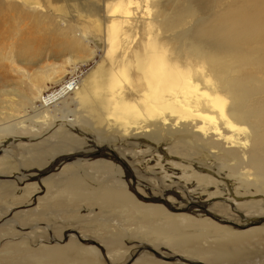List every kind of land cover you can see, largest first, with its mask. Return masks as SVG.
<instances>
[{"label": "rangeland", "instance_id": "obj_1", "mask_svg": "<svg viewBox=\"0 0 264 264\" xmlns=\"http://www.w3.org/2000/svg\"><path fill=\"white\" fill-rule=\"evenodd\" d=\"M191 1L199 11L213 13L211 7L215 0H0V47L6 46L8 39L11 42V36H14L13 41L16 40L15 35L20 31L23 33L18 39L23 35L28 39L36 38V35L41 37L36 30L39 18L44 22L64 23L69 29L65 35H60L58 41L74 37L77 46L64 50L58 44L51 48L50 51L57 53L59 58L51 57L50 62L64 63L67 57L70 58V62L66 61L54 76L63 77V82L76 78L83 83V79L95 73L98 77L107 78L111 88L116 86L122 96L134 100L138 96L128 89L138 88L133 86V77L130 78L131 83L121 82V75L116 69L119 62H112L118 58L112 56L114 48L158 45L162 38H159V32H155L154 23L149 18L153 17L156 26H159L161 20ZM239 1L217 0L222 9L218 16L227 19L230 16L228 7ZM161 35L163 37L164 33ZM8 47L9 44L6 49ZM65 54H68L67 57ZM260 55L264 56V49ZM27 66L32 71L33 66ZM107 71L114 72V76ZM198 71L205 87L209 86L213 92L220 91L222 107L232 100L229 91L222 93L215 78L211 87L207 84L211 79L207 71L204 74L202 69ZM246 72L249 73L248 68L243 71ZM14 77L13 80L16 79ZM261 77L257 82L249 78L245 87H261L263 91L264 75ZM13 80L3 78L0 89H11ZM82 83L77 91H73L79 98L78 103L68 98L58 105H54L53 100L66 93H52L59 83L46 79L40 73H33L24 80V84H19L26 101L20 107L15 105L17 107L12 106L11 109L0 91V180L12 182L15 191L14 197L0 191V264H264V223L238 228L227 222L245 226L264 218V211L247 214L241 207L254 200L255 204L262 203L264 206V196L238 195L233 188L236 185L225 177V171L220 169L221 173H218V167L210 165L214 160L203 158L200 147L205 143L227 150L230 144L226 146L214 133L209 135V140H199L198 144L195 141H172L166 132H159L157 138H150V129L120 133L114 126V119L107 116L108 112L102 109V113L94 108L97 99L93 95L96 93L91 94ZM38 86L44 90L43 98L36 94ZM15 99V103L19 101ZM244 100L249 103L248 110L245 111L242 105L236 119L225 110L227 122L234 129L224 130L226 135L236 132V142L245 147L249 158L246 166L263 180L264 92ZM256 101L258 104L254 103ZM136 106L135 103L129 109L133 110ZM84 119L95 120L98 124L85 123ZM7 126H23L33 131L22 130L23 136L8 134ZM63 137H71L77 143L70 141V148L48 156L46 162L39 165H24L26 146L47 138L57 140ZM228 155L230 158L238 156ZM96 162H104L103 171L92 167ZM233 162L231 160L230 163ZM66 165L74 172L66 173ZM192 170L212 176L219 189L216 184L204 188L188 178ZM75 176L79 178L75 181L85 183L84 190L91 193L102 183L116 188L120 184L130 195L129 200L125 197L124 201L132 202L127 214L116 210V204L120 203L118 200L78 202ZM48 177L61 187L64 196L59 193L53 196V192V197L49 196L44 182ZM70 184L71 187L66 188ZM37 187H40L38 191ZM214 191L222 194L209 197V193ZM194 199L207 201L209 205L198 206ZM165 200H170L174 206L168 207ZM213 203L226 206L227 214L221 216L211 210ZM156 204L162 205L174 216H190L193 219L191 227L182 226L175 220H157L159 213L149 210ZM71 211L74 212L69 214ZM127 215L138 216L139 220ZM118 224L121 229L117 230L120 234L117 243L109 240L102 243L98 239L96 234L107 235ZM140 226H147L150 233L140 235ZM155 226L158 228L154 230ZM151 232L159 237L166 236L167 242L158 239L154 243L155 237Z\"/></svg>", "mask_w": 264, "mask_h": 264}, {"label": "bare ground", "instance_id": "obj_2", "mask_svg": "<svg viewBox=\"0 0 264 264\" xmlns=\"http://www.w3.org/2000/svg\"><path fill=\"white\" fill-rule=\"evenodd\" d=\"M191 2L183 4V6L170 14L173 15L172 17L169 15L167 18L161 20L159 26H156L153 17L149 18V21L151 20L154 23L153 27L155 32H159V38H162V41L158 45L150 43V46L143 44L141 46L114 48L112 56L114 55L118 58L117 60L113 59L112 62H119L116 64V69L119 75H121V82L131 83L130 78L133 77V86L138 89L131 88L128 90L137 95V99L130 100L125 98L126 96H122L123 93L121 94L120 90L116 89V86H112L111 88V82L106 80L107 78L98 77L95 73H91V75L83 79L84 86L91 94L96 93L93 95L97 99L96 107L94 108L102 113H104L103 110L108 112L107 116L114 119V126L120 133L127 134L134 130L138 132L143 130L145 132L150 129L151 132L149 131V135L152 134L150 138L151 136L157 138L159 132L161 134L166 132L172 141H186L190 143L191 141L197 143L199 140L207 141L211 133L216 134L218 136L217 138L221 139L226 146L230 144V147H233H229L227 150L223 147L221 150L211 145L208 146L205 143H199L203 151V158L210 157L213 159L214 161L210 165L212 167H218V173H221L220 169L225 171V177L229 178L233 185H236L233 188L235 192L237 191L238 195L260 194L264 196V175H262L263 180H260L256 177V172L251 167L246 166L249 158L245 154V147H242L241 144L236 142V132L233 131L232 134L226 135L224 130L226 128L234 129L233 125L227 122L224 113L225 110L228 114L234 115V119H236L242 105L245 111L248 110L246 107L249 103L244 99L264 92V90L261 91V87H257V89L248 86L245 87V83L249 78L257 82L264 75V56L260 55V51L264 49V0H240L235 5L228 7L227 11L230 16L227 19H221L218 16L222 9L217 0H215V4L211 7L213 13L199 11L196 4L193 1ZM64 25V23H59L58 21L56 23L54 21L44 22V20L39 18L37 20L36 30L41 37L37 38L36 35V38L31 37L28 39L26 35L25 37L23 35L21 39H18L17 37L23 33L20 31L15 35L16 40L13 41L14 36H11V42L8 39L6 40V42L8 41L7 45L0 47V81L3 78L11 81L14 76L16 78L13 80L14 85L11 89H0L1 95L5 96L7 105L11 109L12 106L17 105L20 107V104L26 102L23 99L24 94H22L24 90H20L18 86H20L19 84H24V80L27 77H31L33 73H40L46 79H51L56 84L59 83V87L53 90L52 93H57V91L66 93L64 96L55 98L53 100L54 105H58V103L64 102L68 98H71L74 102H77V99H79L74 95L76 92L73 91L79 89V85L82 83L80 79L72 78L63 82V77L59 76L56 78L54 76L59 68L64 67L66 61L70 62V58L67 57L68 54H65L67 58L64 63L56 62L57 64H54V62L49 61L51 57L59 58L57 53L50 51L51 48H55L58 44L64 50L70 49L71 46H77L74 37L64 42L58 41L60 35H65L69 29L68 25ZM110 29L112 31L114 30L113 28ZM162 33H164L163 37L161 35ZM158 35L156 36L157 38ZM8 44L9 47L6 49ZM43 52L45 53L43 54ZM29 64L33 66L32 71L27 68ZM245 68L249 69V73H243ZM198 69H202L203 74L207 71L211 75V79L208 80L209 82L206 80L210 87L211 81L215 78L221 87L222 93L230 92L232 100L229 101V99H226L229 102L225 103L226 105L224 107L220 103V91L213 92V89L209 88V86L205 87L201 76L198 75ZM107 72L112 73L111 71ZM113 73L111 74L112 76H114ZM36 90L37 96L43 98L44 90L42 87L38 86ZM15 98L19 100L16 103L14 101L16 100ZM135 103L137 105L136 108L130 110L129 106L131 107ZM254 103L258 104V101ZM84 122L98 124L92 119H84ZM11 127H6L9 130L8 134L15 133L23 136L22 130L26 132L33 131L23 126L20 128ZM40 128L35 130L37 131ZM178 136L180 137L178 138ZM70 138L63 137V139L58 138L57 140L47 138L41 142L32 143L29 146L24 145L27 148L24 165H39L44 161L46 162L48 156L70 148L68 144H72L73 142L74 144L77 143L76 140ZM228 153L238 154V156L237 158H230ZM231 160H234V162L230 163ZM105 166L104 162H96L92 165L97 171H103ZM51 169L48 171L50 172ZM64 171L66 173L74 172L67 165ZM185 173L184 170L183 174ZM50 178L48 177L44 180L45 186L49 190V196H52L51 192H53V196L57 193L64 196L61 187H57L54 184L55 181ZM77 178L76 176L73 177L74 184L79 193L76 198L78 202L97 200L95 203H100L104 199L109 201L118 200L120 203L116 204V210L125 211V213L132 205L131 201H124L126 198L129 200L130 195L126 194L124 187H121L120 184L116 188L102 183L91 193L84 190L85 183L75 181ZM188 178L194 179L195 182L201 186L203 185L204 188H207L210 184H216L212 176L200 174L194 170L191 171ZM68 179L70 178L68 177ZM199 185L196 186L198 187ZM12 186L13 184L9 180H0V191L3 194H10L14 197L15 191ZM61 186L63 187L64 184ZM70 187L71 184L66 186V188ZM38 188L40 187H37V191ZM220 193L222 194L220 191H214L209 193L208 196L212 197ZM196 199H194L195 204L198 206L206 207L209 205L207 201L203 202ZM254 201L242 205V210L247 214L263 212V204H255L257 202ZM165 202L170 208L174 206L170 200H165ZM159 205L156 204V207L149 208L150 211L156 210L159 213L157 220H175L176 222H180L182 226L191 227L190 223L193 219L190 216L184 214H175L176 216H174L162 205ZM134 209L137 212L142 211L141 209ZM210 209L221 216L224 213L227 214L226 212L228 211L226 206L219 203H213L210 205ZM9 210L6 211L8 212ZM73 212L71 211L69 214ZM127 216L134 219L139 218L134 215ZM227 222L235 227L238 226V224L232 221ZM144 227H139L138 232L140 235H146L147 232L150 233V229L147 226ZM155 228H158V226H155L154 230ZM113 229L115 230L109 231L107 235H103V233L96 235L102 243H105L107 240L112 243H117L120 235L117 230H120L121 226L118 224ZM152 234L155 237L153 240L154 243H157L159 241L158 239H162L165 242L168 240L166 236L159 237L160 235H157L155 232ZM86 241L88 242V240Z\"/></svg>", "mask_w": 264, "mask_h": 264}, {"label": "water", "instance_id": "obj_3", "mask_svg": "<svg viewBox=\"0 0 264 264\" xmlns=\"http://www.w3.org/2000/svg\"><path fill=\"white\" fill-rule=\"evenodd\" d=\"M262 222H264V218H261L260 220H258L256 223H254V222H251V223H249V224H247V225H245L244 227L243 226H237V227H243V228H246V227H250V226H254V225H257V224H260V223H262ZM150 250H153V249H150ZM154 251V250H153Z\"/></svg>", "mask_w": 264, "mask_h": 264}]
</instances>
